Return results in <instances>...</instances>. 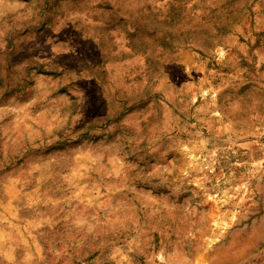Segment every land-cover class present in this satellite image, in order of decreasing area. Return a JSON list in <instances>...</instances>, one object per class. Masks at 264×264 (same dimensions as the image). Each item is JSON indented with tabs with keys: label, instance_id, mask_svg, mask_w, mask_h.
<instances>
[{
	"label": "rangeland",
	"instance_id": "374dc122",
	"mask_svg": "<svg viewBox=\"0 0 264 264\" xmlns=\"http://www.w3.org/2000/svg\"><path fill=\"white\" fill-rule=\"evenodd\" d=\"M0 264H264V0H0Z\"/></svg>",
	"mask_w": 264,
	"mask_h": 264
}]
</instances>
